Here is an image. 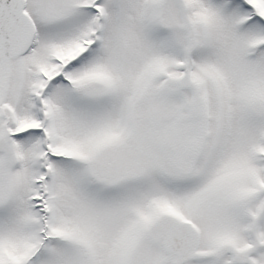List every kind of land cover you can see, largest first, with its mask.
Listing matches in <instances>:
<instances>
[{"label":"snow or ice","instance_id":"6c2138e0","mask_svg":"<svg viewBox=\"0 0 264 264\" xmlns=\"http://www.w3.org/2000/svg\"><path fill=\"white\" fill-rule=\"evenodd\" d=\"M0 264H264V0H0Z\"/></svg>","mask_w":264,"mask_h":264}]
</instances>
